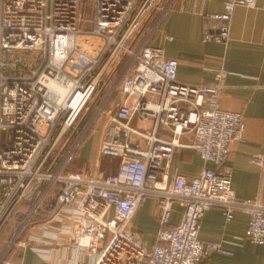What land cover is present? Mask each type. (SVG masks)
I'll return each mask as SVG.
<instances>
[{"label":"built area","instance_id":"1","mask_svg":"<svg viewBox=\"0 0 264 264\" xmlns=\"http://www.w3.org/2000/svg\"><path fill=\"white\" fill-rule=\"evenodd\" d=\"M174 1L92 0L89 19L86 0H0V230L14 224L10 245L35 241L31 246L48 258L58 247L75 248L96 264H201L212 251L232 253L200 237L213 206L227 219L246 209L248 238L264 244V202L236 196L227 164L232 142L246 128L242 111L220 104L231 92L229 69L222 66L209 84L182 82L179 60L148 40ZM239 4L257 0H226L223 11L209 14L217 25L203 41L230 40ZM88 21L91 30L83 28ZM103 83H110L106 96ZM99 116V155L118 159L116 169H77L72 162ZM135 120L150 124L138 127ZM184 147L215 167L170 177V163ZM252 159L264 168V151ZM151 198L160 228L148 244L133 222ZM174 202L185 209L171 225ZM38 222L67 233V243L59 234L27 235Z\"/></svg>","mask_w":264,"mask_h":264},{"label":"crops","instance_id":"2","mask_svg":"<svg viewBox=\"0 0 264 264\" xmlns=\"http://www.w3.org/2000/svg\"><path fill=\"white\" fill-rule=\"evenodd\" d=\"M225 2L175 0L148 40L151 44L163 46L168 57L179 60L178 79L182 82L209 84L214 81L218 69L222 66L229 69L225 82L231 86V92L221 97L220 104L226 109L242 111L246 123L243 137L232 142L227 158V164L233 168L232 188L239 198H260L264 202V168L252 159L255 152L264 151V0H257L256 6L239 4L235 7L231 37L227 43L203 41L205 30L217 25L209 14L223 11ZM156 16L157 12H154L147 19L141 37L149 31ZM119 99L120 95H117L116 100ZM138 121L135 120V125ZM102 137L103 134L94 165L92 162L91 165H77V169H99ZM205 167L213 168L215 164L206 162L195 148L184 147L177 149L168 173L170 177L178 172L193 176ZM112 168L116 169L115 166ZM184 209L183 203L174 202L171 225L182 220ZM157 212V201L151 198L138 209L134 218L133 228L148 244L155 242V234L160 228ZM233 214L231 219H227L221 207L213 206L203 216L200 237L205 241L219 242L232 253L212 251L201 264H264V244L247 236L249 212L237 208ZM43 225V222H38L30 226L27 235L29 232L36 236L47 232V240H51L59 234L62 242L67 243V233L57 234L53 229H43ZM13 233L12 222L0 230V264L17 261L27 264H96L93 256L75 248L58 247L48 258L45 252H38L31 246L35 241L27 245L19 242L10 245Z\"/></svg>","mask_w":264,"mask_h":264},{"label":"rangeland","instance_id":"3","mask_svg":"<svg viewBox=\"0 0 264 264\" xmlns=\"http://www.w3.org/2000/svg\"><path fill=\"white\" fill-rule=\"evenodd\" d=\"M85 14L89 19L92 18V15H93V2H92V0H86V2H85ZM93 26H94L93 22L88 21L87 23L86 22L84 23L83 28L87 29V30H91V29H93ZM108 85H110V83L107 85H104V83L102 84V86L100 88L102 90L101 94L106 96V94L108 92L107 90L110 89V86H108ZM115 97H116V94L114 95L113 100L115 99ZM92 108L93 109L91 110L90 114L85 118V123L88 122L91 119L92 115H94V113H95L96 107H92ZM99 117L97 118L98 122L94 125V127L89 132L88 136L86 137L85 141L82 144L83 146L85 145L83 148L82 154H81V148H82V146H81L80 151H79V155L72 162V166L75 168L77 167V165L79 166L82 164H85V165L90 164L91 165V162H92V165H94L93 160L97 156L98 144L100 142V138H101V136L103 134V130H104L103 125H102L104 118L102 119V117H100V118ZM141 122H142L141 120L138 121L136 126H138V127L142 126L145 128L146 123L142 122L143 123L142 124ZM133 124L135 125V123H133ZM117 160L118 159H116V158H113V159L107 158V157L101 158V156H100L99 160H98V164L101 165V167L105 171H112V170H114L112 168V166L113 167L117 166ZM84 168H85L84 170L87 169V167H84ZM57 192L58 191L55 190L54 194H57Z\"/></svg>","mask_w":264,"mask_h":264}]
</instances>
